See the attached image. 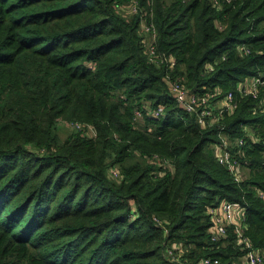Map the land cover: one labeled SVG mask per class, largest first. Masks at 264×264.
Listing matches in <instances>:
<instances>
[{"label": "trees", "instance_id": "obj_1", "mask_svg": "<svg viewBox=\"0 0 264 264\" xmlns=\"http://www.w3.org/2000/svg\"><path fill=\"white\" fill-rule=\"evenodd\" d=\"M136 1L0 0V264H234L221 201L264 252V0Z\"/></svg>", "mask_w": 264, "mask_h": 264}, {"label": "built area", "instance_id": "obj_2", "mask_svg": "<svg viewBox=\"0 0 264 264\" xmlns=\"http://www.w3.org/2000/svg\"><path fill=\"white\" fill-rule=\"evenodd\" d=\"M138 9L139 8L137 5V1L131 0V4H129L130 13H137ZM140 24L144 32L151 33L146 37V42L148 43V51L151 57L153 55L152 41L155 37V34L152 29H149V26L145 23L144 20H141ZM251 87H253V83ZM171 90L175 93L177 102L181 106H183L185 110L193 111V105L197 101L194 96H188L184 88L175 82L171 84ZM226 98L227 101L224 103V105L219 106L222 111L224 110L225 106H228L230 104V101L232 100L231 93H228ZM205 102L206 97H202L199 105ZM161 110V107H159L155 109L152 114L154 116H158L161 113ZM211 113L212 112L210 110L202 109L200 119L204 118L205 116L211 115ZM218 159L219 162L223 165H226L229 170L234 169L235 161L231 160L228 152H220V154L218 155ZM111 172L115 177H118L116 171L112 170ZM208 214L210 216L212 224L210 230L211 241L216 242L221 240L222 238L226 237L228 229L233 228V231L235 232L238 239L237 243L247 249L245 254L243 255V263L264 264V252L255 248H251L250 242L243 237L241 222L244 219V211L239 205L228 201H221L217 206L209 208ZM214 263H216V261ZM198 264H211V261L208 258H205L202 259Z\"/></svg>", "mask_w": 264, "mask_h": 264}, {"label": "rangeland", "instance_id": "obj_3", "mask_svg": "<svg viewBox=\"0 0 264 264\" xmlns=\"http://www.w3.org/2000/svg\"><path fill=\"white\" fill-rule=\"evenodd\" d=\"M57 134L59 139H64L67 137L72 131H74V128L71 126V124H58L57 127ZM92 133V132H90ZM241 261V259H237L235 262ZM235 264V263H234Z\"/></svg>", "mask_w": 264, "mask_h": 264}, {"label": "crops", "instance_id": "obj_4", "mask_svg": "<svg viewBox=\"0 0 264 264\" xmlns=\"http://www.w3.org/2000/svg\"><path fill=\"white\" fill-rule=\"evenodd\" d=\"M241 261H242V260H241ZM241 261L235 262V264H239V263H242L243 261H242V262H241Z\"/></svg>", "mask_w": 264, "mask_h": 264}]
</instances>
